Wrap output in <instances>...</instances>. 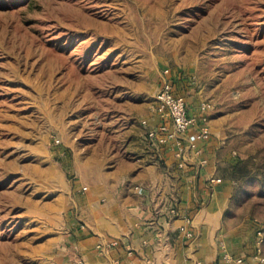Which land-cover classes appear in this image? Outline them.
Listing matches in <instances>:
<instances>
[{"label": "rangeland", "instance_id": "rangeland-1", "mask_svg": "<svg viewBox=\"0 0 264 264\" xmlns=\"http://www.w3.org/2000/svg\"><path fill=\"white\" fill-rule=\"evenodd\" d=\"M171 77L228 140L231 223L264 251V0H0V264H54L76 163L128 160Z\"/></svg>", "mask_w": 264, "mask_h": 264}, {"label": "crops", "instance_id": "crops-1", "mask_svg": "<svg viewBox=\"0 0 264 264\" xmlns=\"http://www.w3.org/2000/svg\"><path fill=\"white\" fill-rule=\"evenodd\" d=\"M169 79L177 93L187 96L190 114L206 117L191 98L194 90H182L181 82ZM151 103L142 122L154 127L160 119ZM209 128L211 138L197 143L208 161L204 168L190 149L198 128L189 132L181 150L156 149L143 125L135 139L127 137L122 150L128 160L115 166L109 157L77 162L81 195L72 202L66 239L54 264H225L224 255L262 264L256 228L231 223L235 183L225 168L234 161L215 121H209Z\"/></svg>", "mask_w": 264, "mask_h": 264}, {"label": "built area", "instance_id": "built-area-1", "mask_svg": "<svg viewBox=\"0 0 264 264\" xmlns=\"http://www.w3.org/2000/svg\"><path fill=\"white\" fill-rule=\"evenodd\" d=\"M190 108L187 96L177 93L170 79L164 80L151 103L152 112L160 119V124L151 127L145 120L142 125L147 128L146 138L148 142L156 149L171 146L181 150L189 132L198 128L196 141L190 143V149L195 151L196 156L199 157L200 166L204 168L208 161L201 154L197 143L200 141L207 142L211 138L209 121L205 116L196 118V116L191 115ZM183 233L187 238H192V234L188 230L183 229ZM256 235L261 246L262 240L259 238L261 231L257 230ZM257 257L259 262L264 264V257L261 255ZM222 259L225 264L245 263L242 258L234 259L230 255H224Z\"/></svg>", "mask_w": 264, "mask_h": 264}]
</instances>
